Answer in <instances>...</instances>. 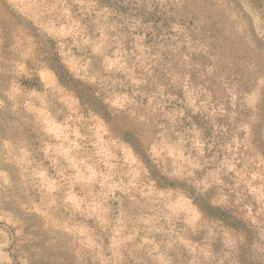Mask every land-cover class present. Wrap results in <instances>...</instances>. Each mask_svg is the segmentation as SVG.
<instances>
[{"label": "rangeland", "instance_id": "374dc122", "mask_svg": "<svg viewBox=\"0 0 264 264\" xmlns=\"http://www.w3.org/2000/svg\"><path fill=\"white\" fill-rule=\"evenodd\" d=\"M0 264H264V0H0Z\"/></svg>", "mask_w": 264, "mask_h": 264}]
</instances>
